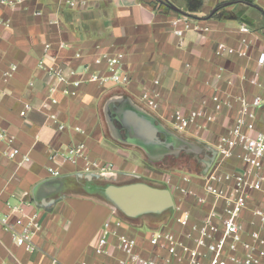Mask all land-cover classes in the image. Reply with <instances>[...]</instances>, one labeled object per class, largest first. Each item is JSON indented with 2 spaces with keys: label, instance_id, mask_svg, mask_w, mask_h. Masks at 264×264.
Segmentation results:
<instances>
[{
  "label": "crops",
  "instance_id": "obj_1",
  "mask_svg": "<svg viewBox=\"0 0 264 264\" xmlns=\"http://www.w3.org/2000/svg\"><path fill=\"white\" fill-rule=\"evenodd\" d=\"M231 4L222 0H0V133L14 136L22 155L31 159L24 164L9 160L4 156L7 146L0 141V205L12 220L20 214L12 213L11 208L21 206L27 218L37 215L42 227L34 236L38 249L31 254L17 247L0 223V264H53L54 260L59 264H120L128 258L119 249L116 237L110 239L107 255L96 254L101 229L112 217L111 207L98 193V181L77 176L82 172V163L53 161L51 156L84 144L90 159L111 165L117 178H143L134 169L120 167L133 164V150L143 156L145 163L148 159L142 151L118 143L104 131L99 114L101 102L103 113L105 103L115 95L131 98L170 129L175 112H200L202 116L182 135L216 148L234 127L241 99L251 102L258 95L264 96V64L259 63L264 54L263 27L254 29L244 21L239 26L223 23L222 19L236 21L234 15L229 16L230 11L222 9ZM176 16L188 17L210 31H187L180 38L173 25ZM242 26L250 33H241ZM243 39L248 43L247 57L216 55L218 43L242 50ZM105 53L124 54L123 70L131 77L128 85L88 82L84 68L94 66L97 57ZM42 60L48 67L61 70L71 82L83 84L78 89L58 84L49 71L40 69ZM13 66L17 70L6 78ZM94 68L104 72L101 66ZM53 86L58 89L54 95L50 92ZM66 90L76 91L77 95L64 94ZM147 92L158 95V110H150L142 101ZM216 95L224 103L220 112H215ZM51 97L58 100V105L43 109V103ZM27 105L31 109L27 110ZM50 114L57 115V123L49 119ZM255 115L249 122L253 129L247 130L251 134L264 133V108ZM211 116L214 120L208 121ZM242 155L243 151L236 149L224 170L241 173ZM185 159L181 160L183 165ZM191 164L161 172V177L152 173L170 190L175 203L172 213L150 221L144 217L129 220L119 229V234L137 240L136 251L142 257L169 264L167 252L150 244L151 233L166 226L188 242L183 238L184 229L174 223L175 216L187 212L193 223H201L212 211L220 216L224 213L223 202H216L206 193L208 180L201 178L200 172L184 169ZM138 165L147 171L146 166ZM51 168L60 176L51 175ZM214 170L215 166L211 172ZM76 185L85 186L87 193L76 192ZM43 200L54 204L49 208L36 205V201ZM257 208L264 210L262 192L252 194L241 217L249 241L252 232L264 235V223L254 213Z\"/></svg>",
  "mask_w": 264,
  "mask_h": 264
},
{
  "label": "built area",
  "instance_id": "obj_2",
  "mask_svg": "<svg viewBox=\"0 0 264 264\" xmlns=\"http://www.w3.org/2000/svg\"><path fill=\"white\" fill-rule=\"evenodd\" d=\"M256 0H223V2H234L253 4ZM264 1V0H263ZM75 6V3H71ZM40 15V13H37ZM173 25L176 28V34L182 38L187 31L202 30L194 20L188 17L176 16L173 19ZM205 32H209V28H204ZM241 33L249 34L250 30L246 26L241 27ZM245 46L242 50H237L225 43H218L216 55L218 57L238 56L240 58L247 57L248 43L245 39L242 40ZM50 46H46L49 49ZM80 57V54H77ZM124 54H101L94 62L95 67H103L104 72L88 65L84 71L89 78L88 82L99 83L100 85L110 86H126L131 82V77L123 70ZM259 63L264 64V54L260 55ZM40 69L49 71L55 78L58 84L71 85L78 89L84 81L71 82L61 70L53 67H48L44 60L39 63ZM17 67L13 66L5 74L6 78L13 76ZM74 76L76 73H70ZM58 91L57 86L50 89L52 95ZM64 94L76 96V91H63ZM142 101L147 108L156 111L159 108L158 95L154 93H144ZM215 112H220L223 108V101L219 96L213 97ZM48 105H58V100L52 98L48 103H43L42 108L47 109ZM264 108V96L258 95L251 102L246 99H241V108L236 119L234 127L229 132L227 137L221 139L218 146L215 148L218 151L217 157L213 166L205 177L208 182L205 185L206 193L215 197L216 202L220 201L224 204V213L220 216L216 211H212L201 223H193L191 215L183 212L174 217V223L184 229L183 238L188 242L180 239L172 229L168 226L157 229L151 233L150 244L155 247H160L168 254L166 262L172 264H262L264 258V235L260 232H252L250 237L252 240L245 238V229L241 223L243 212L249 205V200L253 193H264V133L256 132L249 133L253 126L249 123L250 120L256 118L255 111ZM26 109H31L30 105ZM200 112H191L189 115H184L177 111L172 116L173 129L180 133H186L201 117ZM49 119L54 123L58 122V117L55 114H50ZM208 121L214 120V117H208ZM63 126H60L62 129ZM248 129V130H247ZM76 131L81 132L80 128ZM0 141L5 143L7 149L4 156L11 161L20 160L21 164L29 163L30 157L22 155L20 149L15 145V137L1 132ZM236 149H241L243 155V170L241 173L225 171V163L235 154ZM62 160L70 162L74 165L83 164V173H102L111 174L112 166L101 164L97 160H91L85 151L84 144L70 146L67 151L55 152L51 156V160ZM49 173L55 177L60 176V172L54 169H49ZM205 200L199 199V202L204 203ZM175 210V208H174ZM173 210V211H174ZM14 214H20L15 220H12L11 214H4L0 205V223L4 229L11 234L15 245L24 249L28 253H35L37 246L34 243V236L42 229L38 216L34 215L26 217L21 206L11 208ZM112 217L107 220L98 239L96 254L107 255L110 239L116 237L118 239L119 249L128 257L126 260L120 261V264H160L157 259H146L137 251L138 242L135 238H131L125 234H119V229L125 226V220L119 214L111 209ZM264 223V210L257 208L254 211ZM53 264H59L57 260ZM80 264H88L81 262Z\"/></svg>",
  "mask_w": 264,
  "mask_h": 264
},
{
  "label": "water",
  "instance_id": "obj_3",
  "mask_svg": "<svg viewBox=\"0 0 264 264\" xmlns=\"http://www.w3.org/2000/svg\"><path fill=\"white\" fill-rule=\"evenodd\" d=\"M172 8L180 13L179 9ZM103 113L111 138L120 144L139 149L152 163L162 162L168 156L177 158L181 153L192 154L202 165L200 175L205 177L215 162L217 149L202 145L199 141L188 139L170 129L129 97L113 96L105 103ZM203 154L204 157L201 158ZM77 176L89 182L101 179L109 182L110 177H116V174L80 172ZM135 178L132 183L104 184L96 188L111 209L125 221L149 216L160 218L172 213L175 203L169 189L154 187L141 182L140 177ZM39 204H42V208H49L54 201H36V205Z\"/></svg>",
  "mask_w": 264,
  "mask_h": 264
},
{
  "label": "rangeland",
  "instance_id": "obj_4",
  "mask_svg": "<svg viewBox=\"0 0 264 264\" xmlns=\"http://www.w3.org/2000/svg\"><path fill=\"white\" fill-rule=\"evenodd\" d=\"M228 3H231V2H228ZM222 6H223V4L221 5V7ZM222 9L230 11L229 16L233 17V15H234V17L236 18V21L222 19L223 23L224 22L225 23H231L235 26H239L240 22L244 21V22H248L249 26L254 28V29H258L262 25L263 30H264V20L262 19V11H264V1L263 0H256L255 3H253V5H248V4H244V3H234L233 2V4H231V6L229 5L228 7H226V8L223 7ZM103 102H101V109L99 110V114L102 117V121H103L102 125L105 128L104 131L107 133V136L110 137V134H109L107 126H106L105 118L103 117L104 114L102 113ZM126 150L129 151V149H126ZM130 152L133 153L132 155H130L131 159L133 160V164L130 163L129 165H126L124 167L120 166V167H122L126 170L127 169L128 170L134 169L133 171L136 170L137 172L144 175L143 178H141V180H140L141 182H145V183L150 184L151 186H154V187H160V188L165 187V184L162 182V180L159 178H155V176L153 174L155 173L161 177L164 174L163 172H166L169 169H172V167H170L171 166L170 163H171V161H173L172 158L168 157L167 159L164 160V162H158V163H154V165H152L149 163L148 160L145 161V163H144L143 162L144 158L139 152L134 151V150L130 151ZM121 155H123L125 158L127 156L124 153H122ZM182 159H184V158H182ZM134 160H136L137 164L134 163ZM184 161H185L184 165L182 164L181 166H185V164H189L188 163L189 160L185 159ZM138 164H141V166H146L147 171L144 170L142 167H140ZM120 167H117V168L119 169ZM184 169L199 173L202 170V166L192 162V164L189 167L184 168ZM150 171H151V173H150ZM116 172L117 171H115L114 168H112L111 174H114ZM134 181L135 180L133 178H130V177L117 178V177L111 176L109 182H105V180L101 179L100 181L95 182V184L98 186H102L104 184L122 185V184L132 183ZM83 185H80V187H79V185H76L74 190L76 192L81 193V194H86L87 192L85 193V191H84L85 186H83ZM91 188H92V190L95 189L93 187H91ZM142 219H146L147 221L148 220L149 221L154 220L153 216L144 217Z\"/></svg>",
  "mask_w": 264,
  "mask_h": 264
},
{
  "label": "flooded vegetation",
  "instance_id": "obj_5",
  "mask_svg": "<svg viewBox=\"0 0 264 264\" xmlns=\"http://www.w3.org/2000/svg\"><path fill=\"white\" fill-rule=\"evenodd\" d=\"M117 127H119V125L117 124ZM124 133V132H123ZM183 154V157L186 158L188 161L189 164H191V161H194V163H198V158H194V156L191 154H185V153H182ZM181 156V155H180ZM202 156V155H201ZM204 157V156H203ZM176 159V158H175ZM150 164H152L150 161H149ZM153 165V164H152ZM133 179H136L135 176L134 177H131Z\"/></svg>",
  "mask_w": 264,
  "mask_h": 264
},
{
  "label": "trees",
  "instance_id": "obj_6",
  "mask_svg": "<svg viewBox=\"0 0 264 264\" xmlns=\"http://www.w3.org/2000/svg\"><path fill=\"white\" fill-rule=\"evenodd\" d=\"M169 158H172L173 161H171V166L173 169L177 168L179 165H181L183 162L181 161L183 157V154L179 157V158H176L175 157H169ZM167 159V158H166ZM175 160V161H174Z\"/></svg>",
  "mask_w": 264,
  "mask_h": 264
}]
</instances>
